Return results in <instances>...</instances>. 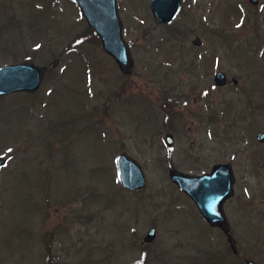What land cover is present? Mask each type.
<instances>
[{
	"label": "rangeland",
	"instance_id": "rangeland-1",
	"mask_svg": "<svg viewBox=\"0 0 264 264\" xmlns=\"http://www.w3.org/2000/svg\"><path fill=\"white\" fill-rule=\"evenodd\" d=\"M119 1L130 74L101 42L86 38L71 50L89 26L75 0H0V66L60 58L34 94L0 97V264H131L145 251L148 264L224 262V235L168 174L230 160L240 197L250 199L248 152L264 130V3L184 0L173 23L158 25L151 0ZM218 70L238 88L215 87ZM124 150L146 170L142 191L120 181ZM152 225L158 236L142 245ZM244 240L249 257L264 262L256 249L264 252V241L250 229Z\"/></svg>",
	"mask_w": 264,
	"mask_h": 264
},
{
	"label": "water",
	"instance_id": "water-1",
	"mask_svg": "<svg viewBox=\"0 0 264 264\" xmlns=\"http://www.w3.org/2000/svg\"><path fill=\"white\" fill-rule=\"evenodd\" d=\"M257 2L258 0H251ZM81 5L83 13L88 22L97 31L102 39V44L107 52L112 54L117 63L121 65L124 72L130 73L134 66V59L131 49L123 36V22L120 17L117 0H77ZM182 0H152L151 9L155 21L170 23L180 11ZM196 42L200 41L196 39ZM58 60L55 61V64ZM49 68L40 66L31 59L21 63H12L0 67V96L14 93L15 91L35 92L44 81L45 74ZM217 81L220 84L226 83L224 73L217 74ZM167 142L172 144L173 137L167 136ZM259 138L264 139V132ZM119 169L123 182L132 189L144 187L146 176L141 164L123 152L118 157ZM6 160L0 158V169L5 165ZM171 178L178 183L183 190L189 193L196 200L203 214L213 224L224 225L225 214L222 209L224 200L233 193V171L232 167L225 164L214 166L213 171L193 176L180 170H172ZM156 228L149 230L145 240L150 241L156 237ZM249 264H258L250 261Z\"/></svg>",
	"mask_w": 264,
	"mask_h": 264
},
{
	"label": "flooded vegetation",
	"instance_id": "flooded-vegetation-1",
	"mask_svg": "<svg viewBox=\"0 0 264 264\" xmlns=\"http://www.w3.org/2000/svg\"><path fill=\"white\" fill-rule=\"evenodd\" d=\"M264 0H260L257 5H261ZM201 46V45H200ZM251 75V73L248 72ZM229 76V75H228ZM228 83L225 86H220L221 88H227L232 83L235 84V88H237L240 84V80L238 78L228 77ZM210 82V81H209ZM258 82V83H257ZM255 82V88L253 90L258 89L260 87L259 81ZM211 83V82H210ZM247 85V84H245ZM244 86V85H243ZM242 86V87H243ZM214 87V86H213ZM205 92L208 93L206 89ZM205 92H203L205 94ZM249 98V99H248ZM251 96L248 95L245 98V102L249 103ZM249 101V102H248ZM248 104H246V108ZM260 103L256 104V109L259 110ZM261 107V105H260ZM252 116L257 115L258 113L252 111ZM252 139V146L249 148V164H250V176L252 179L250 181V199L248 201L244 200L240 197L239 190L240 187L238 185V177L236 178L234 187L235 193L231 198L225 201L224 209L227 212L228 218L231 222V233L235 236L236 239V247H232L230 241L227 243V247H225V256L224 262H218L213 264H248L246 259L248 258V251L246 249L245 242V231L247 229L253 230L257 236V240L262 244L264 240V141L258 140L259 131H255ZM219 162H231L232 166H234L233 161H219ZM258 164L259 169H255V165ZM236 166H234L235 169ZM236 172V170H235ZM242 221L243 226L240 227L237 221ZM237 220V221H236ZM245 220H250L251 222L246 224ZM219 231L223 232L225 237L228 239L229 233L225 230L216 227ZM259 253H261L260 249H257ZM159 256V255H158ZM150 259V255L142 254V256L138 259V261H132V264H136L141 262L143 264H148ZM130 263V262H129ZM261 264V263H260Z\"/></svg>",
	"mask_w": 264,
	"mask_h": 264
},
{
	"label": "trees",
	"instance_id": "trees-1",
	"mask_svg": "<svg viewBox=\"0 0 264 264\" xmlns=\"http://www.w3.org/2000/svg\"><path fill=\"white\" fill-rule=\"evenodd\" d=\"M90 34H92V36H93L92 39H93V41H95V40H96V36L93 34V32H92L91 30H90ZM90 34H89V35H90ZM90 36H91V35H90Z\"/></svg>",
	"mask_w": 264,
	"mask_h": 264
},
{
	"label": "snow or ice",
	"instance_id": "snow-or-ice-1",
	"mask_svg": "<svg viewBox=\"0 0 264 264\" xmlns=\"http://www.w3.org/2000/svg\"><path fill=\"white\" fill-rule=\"evenodd\" d=\"M8 151H9V152H11L12 150H11V149H9Z\"/></svg>",
	"mask_w": 264,
	"mask_h": 264
}]
</instances>
